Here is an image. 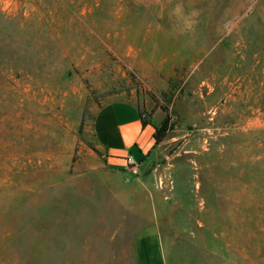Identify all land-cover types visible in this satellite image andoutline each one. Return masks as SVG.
<instances>
[{"label": "rangeland", "instance_id": "374dc122", "mask_svg": "<svg viewBox=\"0 0 264 264\" xmlns=\"http://www.w3.org/2000/svg\"><path fill=\"white\" fill-rule=\"evenodd\" d=\"M117 103L168 119L138 175L97 139ZM147 235L264 264V0H0V264H137Z\"/></svg>", "mask_w": 264, "mask_h": 264}, {"label": "crops", "instance_id": "0c3cea01", "mask_svg": "<svg viewBox=\"0 0 264 264\" xmlns=\"http://www.w3.org/2000/svg\"><path fill=\"white\" fill-rule=\"evenodd\" d=\"M141 113L142 111L134 105L117 103L105 108L97 116L96 132L99 145L115 165L125 161L129 155L134 156L136 150L139 151L140 158H134L139 163L151 156L159 124L153 121L144 125ZM143 164L141 163V166ZM136 260L137 264H162L151 235H147L143 242L138 243Z\"/></svg>", "mask_w": 264, "mask_h": 264}, {"label": "trees", "instance_id": "16d2710c", "mask_svg": "<svg viewBox=\"0 0 264 264\" xmlns=\"http://www.w3.org/2000/svg\"><path fill=\"white\" fill-rule=\"evenodd\" d=\"M144 125H147L148 122L147 120L143 117V115L141 114ZM167 127H168V119H166L162 126L157 130L156 135H155V139H156V145H159L162 143V141L165 139V132L167 131Z\"/></svg>", "mask_w": 264, "mask_h": 264}, {"label": "built area", "instance_id": "2783aa9c", "mask_svg": "<svg viewBox=\"0 0 264 264\" xmlns=\"http://www.w3.org/2000/svg\"><path fill=\"white\" fill-rule=\"evenodd\" d=\"M125 162L129 167V171L132 175H138L141 170V164L134 158V156L129 155L125 158Z\"/></svg>", "mask_w": 264, "mask_h": 264}]
</instances>
